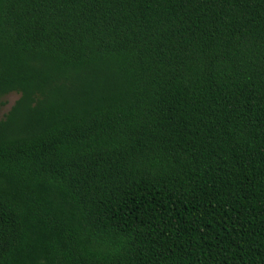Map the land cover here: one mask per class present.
Wrapping results in <instances>:
<instances>
[{
    "label": "trees",
    "instance_id": "trees-1",
    "mask_svg": "<svg viewBox=\"0 0 264 264\" xmlns=\"http://www.w3.org/2000/svg\"><path fill=\"white\" fill-rule=\"evenodd\" d=\"M0 264H264V0H0Z\"/></svg>",
    "mask_w": 264,
    "mask_h": 264
},
{
    "label": "rangeland",
    "instance_id": "rangeland-1",
    "mask_svg": "<svg viewBox=\"0 0 264 264\" xmlns=\"http://www.w3.org/2000/svg\"><path fill=\"white\" fill-rule=\"evenodd\" d=\"M18 98H19V95L17 94H11L5 98L4 105L0 104V117L4 116L6 113L9 112V110L12 108V106L15 104Z\"/></svg>",
    "mask_w": 264,
    "mask_h": 264
}]
</instances>
